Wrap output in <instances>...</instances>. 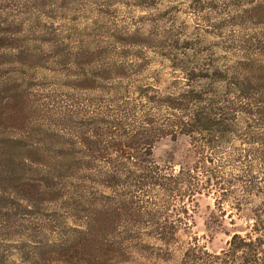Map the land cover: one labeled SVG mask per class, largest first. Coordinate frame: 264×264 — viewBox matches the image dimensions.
I'll use <instances>...</instances> for the list:
<instances>
[{"label": "trees", "instance_id": "1", "mask_svg": "<svg viewBox=\"0 0 264 264\" xmlns=\"http://www.w3.org/2000/svg\"><path fill=\"white\" fill-rule=\"evenodd\" d=\"M101 1L138 9L152 27L173 22L176 9L151 17L163 0ZM217 1L189 8L239 4L222 0L221 9ZM241 13L264 25V6ZM234 19L228 26L239 33L207 50L171 26L117 30L105 44L70 45L54 32V238L17 244L14 264H39L41 252L54 264H264V32L242 34ZM12 31L0 28V47ZM143 49L167 63L169 82L152 73L151 82L139 80L150 64ZM8 85L1 81L0 91ZM11 99L0 98V118ZM165 139L181 142L180 160L155 161ZM0 147L9 149L3 140ZM210 195L220 216L244 224L230 220L234 232L219 252L194 232L195 198Z\"/></svg>", "mask_w": 264, "mask_h": 264}, {"label": "rangeland", "instance_id": "2", "mask_svg": "<svg viewBox=\"0 0 264 264\" xmlns=\"http://www.w3.org/2000/svg\"><path fill=\"white\" fill-rule=\"evenodd\" d=\"M238 1V7L230 10L204 9L194 13L189 8L191 0H163L146 15L153 17L174 6L176 9L170 15L173 22L158 21L152 27L148 19L139 22L142 16L138 9L121 4L105 9L101 0H19V3L0 0V21L3 22L0 28L17 31L3 34L6 46L0 47V80L9 83V89H16L15 92L0 91V98L5 95L12 98L3 110L6 118H0V142L3 140L10 149L0 151V260L5 264L17 263L16 246L24 240H29L28 246H31L36 241L54 238V90L58 89L60 80V75L54 72V32L61 34L70 45L105 44L112 42L117 30H141L146 34L151 29L159 33L171 26L174 30L181 29L180 39H193L207 50L239 33L238 27L228 26L233 16H236L233 22L241 23L242 34L264 32V25L254 20V16L246 13L240 18L244 16L242 10L264 6V0ZM217 3L222 9L223 1ZM221 20L225 26L214 29L213 25ZM140 51L150 59V64L139 80L151 82L149 74L152 73L162 84L169 82L167 63L163 65V60L152 50ZM14 99L21 104H16ZM13 141L16 147H11ZM182 148L181 142L162 140L153 151L154 159L165 164L172 154L175 161L180 160ZM44 175L53 178L52 181L37 182ZM195 201L194 232L205 237L201 243H205L209 252H219L234 232L230 220L237 226H244L243 221L236 216L231 219L228 215L220 216L213 207L211 195L196 197ZM35 258L39 264H54L47 253L41 252Z\"/></svg>", "mask_w": 264, "mask_h": 264}]
</instances>
